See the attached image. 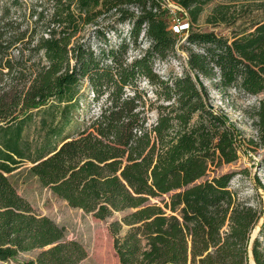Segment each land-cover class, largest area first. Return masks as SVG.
<instances>
[{"label": "trees", "instance_id": "16d2710c", "mask_svg": "<svg viewBox=\"0 0 264 264\" xmlns=\"http://www.w3.org/2000/svg\"><path fill=\"white\" fill-rule=\"evenodd\" d=\"M173 1L192 9L194 21L209 0ZM108 12L116 17L108 31L119 40L113 48L96 55L88 43L71 41ZM43 18L38 13L36 23ZM0 23V262L36 248L46 249L17 264H76L85 256L76 242H61L63 228L36 217L7 180L27 163L39 184L71 208L97 220L127 211L106 227L118 264H248L249 256L250 264H264L258 239H249L258 216L234 204L233 173H215L237 159V130L208 103L198 78L219 91L264 94V19L229 39L191 32L188 24L183 43L194 49L187 51L188 72L164 79L152 66L173 52L177 36L156 0H73L72 8L54 0L44 36L33 46L45 64L32 76L8 52L23 33L6 35L7 23ZM140 35L147 48L125 63L127 40L135 44ZM140 79L152 101L137 91ZM82 80L91 101L103 102L79 129ZM40 113V135L30 142L25 130ZM254 117L255 139L264 145V97ZM257 166L264 170V156ZM155 198L159 204L147 203Z\"/></svg>", "mask_w": 264, "mask_h": 264}, {"label": "rangeland", "instance_id": "374dc122", "mask_svg": "<svg viewBox=\"0 0 264 264\" xmlns=\"http://www.w3.org/2000/svg\"><path fill=\"white\" fill-rule=\"evenodd\" d=\"M62 1L69 3L72 8L73 0ZM53 2L54 0H0V22L7 23L5 34L23 33V40L14 43L8 49L10 58L28 68L26 71L31 69V76L35 68L45 64L41 53L33 51V46L40 35L44 36V28L49 20ZM165 2L162 8L166 10H170V5L175 3L173 0H165ZM191 10L183 9L182 12L175 14V17L189 24V31L211 32L218 37L229 39L232 35L248 31L254 23L264 19V0H209L199 7L194 21H192ZM38 13H42L44 18L43 21L36 23ZM170 17H173L171 13L170 16L167 15L168 21ZM115 23L114 14L105 13L84 25L71 41L88 43L97 55L99 49L113 48L119 41L108 33ZM119 37L127 39L126 32L121 30ZM183 40L180 36L176 37L173 52L167 54L163 60L154 61L152 70L157 76L164 79L166 76H179L183 70L187 71L185 56L188 50L194 49L186 46ZM127 44L124 54L125 63L137 58L148 46L141 35L135 44L130 40H127ZM198 77L207 89L208 103L226 116L228 122L237 130L240 142L237 159L222 165L215 173H233L228 189L234 204L250 207L258 216L249 239L251 242L256 237L264 252V170L257 166V162L264 156V145L258 143L254 132V112L258 100L264 97V94L245 95L232 89L219 91L207 83L202 76L198 75ZM136 88L138 92L143 93L145 99L153 100L149 85L144 80H138ZM78 96L76 124L80 129L87 126L96 116L97 106L103 102V98L97 103L92 102L85 80L79 83ZM147 106L148 102L145 100L143 108L147 110ZM41 115L40 113L35 116L34 121L25 130V137L30 142L38 140L40 135L38 122L42 118ZM147 119L153 121V111L147 113ZM6 178L17 195L29 204L36 217H45L57 227L63 228L61 242L73 241L82 247L85 256L76 264H118L106 227L108 223L119 220L127 211L114 212L105 220H97L90 213L71 208L54 196L47 187L39 184L36 177L30 173L27 163L7 174ZM161 198L166 200V196ZM159 200L160 198L148 199L147 203L159 204ZM44 249L46 248L19 252L13 259L0 264H17L30 259L34 260ZM249 261H252L250 256L248 264H250Z\"/></svg>", "mask_w": 264, "mask_h": 264}, {"label": "built area", "instance_id": "2783aa9c", "mask_svg": "<svg viewBox=\"0 0 264 264\" xmlns=\"http://www.w3.org/2000/svg\"><path fill=\"white\" fill-rule=\"evenodd\" d=\"M158 2V5L160 7V9L165 10L167 15L170 16V13L172 14L173 17L169 18V29L171 31V33L173 35H176L177 37H182L185 34V31L187 30L188 27V23L185 22L183 19L181 18H177L175 17V14L179 11H183L184 8L180 7L178 4L172 3L170 5L171 9L170 10H166L163 9L162 7H164V5L166 4L165 0H156ZM127 9L132 12L134 15H138L140 12L137 8L133 7V6H127ZM175 17V18H174ZM187 60V56H185V61ZM180 75V74H179ZM192 76V73L190 74ZM199 78V77H198ZM200 80V78H199Z\"/></svg>", "mask_w": 264, "mask_h": 264}, {"label": "water", "instance_id": "95a60500", "mask_svg": "<svg viewBox=\"0 0 264 264\" xmlns=\"http://www.w3.org/2000/svg\"><path fill=\"white\" fill-rule=\"evenodd\" d=\"M252 264H253V262H252Z\"/></svg>", "mask_w": 264, "mask_h": 264}, {"label": "bare ground", "instance_id": "6f19581e", "mask_svg": "<svg viewBox=\"0 0 264 264\" xmlns=\"http://www.w3.org/2000/svg\"><path fill=\"white\" fill-rule=\"evenodd\" d=\"M251 263V262H250Z\"/></svg>", "mask_w": 264, "mask_h": 264}]
</instances>
